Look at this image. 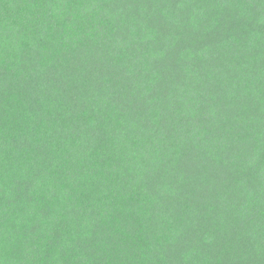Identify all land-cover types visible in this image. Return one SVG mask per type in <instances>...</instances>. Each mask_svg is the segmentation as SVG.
Masks as SVG:
<instances>
[{
    "label": "trees",
    "instance_id": "trees-1",
    "mask_svg": "<svg viewBox=\"0 0 264 264\" xmlns=\"http://www.w3.org/2000/svg\"><path fill=\"white\" fill-rule=\"evenodd\" d=\"M0 264H264V0H0Z\"/></svg>",
    "mask_w": 264,
    "mask_h": 264
}]
</instances>
